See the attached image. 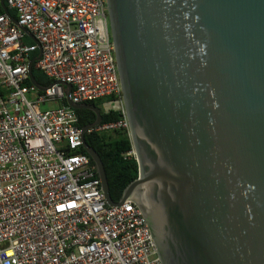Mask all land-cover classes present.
<instances>
[{
	"label": "water",
	"instance_id": "obj_1",
	"mask_svg": "<svg viewBox=\"0 0 264 264\" xmlns=\"http://www.w3.org/2000/svg\"><path fill=\"white\" fill-rule=\"evenodd\" d=\"M138 176L110 206L132 200L160 264H264V0H106ZM3 13L12 23L4 0ZM19 28L35 43L36 39ZM27 65L29 82L38 90Z\"/></svg>",
	"mask_w": 264,
	"mask_h": 264
},
{
	"label": "built area",
	"instance_id": "obj_2",
	"mask_svg": "<svg viewBox=\"0 0 264 264\" xmlns=\"http://www.w3.org/2000/svg\"><path fill=\"white\" fill-rule=\"evenodd\" d=\"M4 4L17 24L0 14V264H160L134 202L106 203L93 162L79 152L65 87L50 86L70 84L75 104L112 97L103 111L121 119L86 133L128 129L106 0ZM38 45L35 67L51 80L44 91L25 84ZM49 102L56 106L40 108Z\"/></svg>",
	"mask_w": 264,
	"mask_h": 264
},
{
	"label": "trees",
	"instance_id": "obj_3",
	"mask_svg": "<svg viewBox=\"0 0 264 264\" xmlns=\"http://www.w3.org/2000/svg\"><path fill=\"white\" fill-rule=\"evenodd\" d=\"M12 17H16L15 13L7 9ZM0 6V14L2 13ZM25 42L32 43L31 40L26 39ZM38 54L36 50L30 56L35 57ZM36 62L32 65V76L35 81L42 86L49 85L51 80L46 77L39 69L35 67ZM25 84H29V80ZM7 93L6 90L0 88V97ZM112 97H106L93 101L92 103L98 107ZM101 111V124L106 122H116L121 119L119 112L110 110ZM78 116V125L80 127L89 124L95 120V114L89 109H76ZM86 142L99 155L105 170L107 183L109 187V194L113 201H118L126 186L138 176V165L135 156H125V154L132 150V143L130 140L128 129L119 128L112 131H96L92 130L85 134ZM79 152L85 153L83 149ZM92 162V161H91Z\"/></svg>",
	"mask_w": 264,
	"mask_h": 264
},
{
	"label": "rangeland",
	"instance_id": "obj_4",
	"mask_svg": "<svg viewBox=\"0 0 264 264\" xmlns=\"http://www.w3.org/2000/svg\"><path fill=\"white\" fill-rule=\"evenodd\" d=\"M110 101V100H109ZM106 102V101H105ZM104 103V102H103ZM102 103V104H103ZM102 104L100 105V107L102 108V110H103V107H102ZM56 106V104L54 103V102H49V103H46V104H42L41 106H40V108L42 109V110H44V109H47V108H52V107H55ZM130 156H135L134 155V153H133V149L131 150V152H130V154H129Z\"/></svg>",
	"mask_w": 264,
	"mask_h": 264
},
{
	"label": "bare ground",
	"instance_id": "obj_5",
	"mask_svg": "<svg viewBox=\"0 0 264 264\" xmlns=\"http://www.w3.org/2000/svg\"><path fill=\"white\" fill-rule=\"evenodd\" d=\"M128 128H129V126H128ZM133 153H134V149H133Z\"/></svg>",
	"mask_w": 264,
	"mask_h": 264
},
{
	"label": "flooded vegetation",
	"instance_id": "obj_6",
	"mask_svg": "<svg viewBox=\"0 0 264 264\" xmlns=\"http://www.w3.org/2000/svg\"><path fill=\"white\" fill-rule=\"evenodd\" d=\"M96 106V105H95ZM98 107V106H97ZM100 108V107H99Z\"/></svg>",
	"mask_w": 264,
	"mask_h": 264
}]
</instances>
